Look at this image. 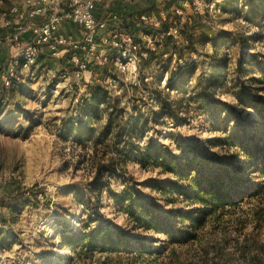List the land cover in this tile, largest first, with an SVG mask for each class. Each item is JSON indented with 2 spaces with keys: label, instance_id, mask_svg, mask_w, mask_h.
<instances>
[{
  "label": "rangeland",
  "instance_id": "1",
  "mask_svg": "<svg viewBox=\"0 0 264 264\" xmlns=\"http://www.w3.org/2000/svg\"><path fill=\"white\" fill-rule=\"evenodd\" d=\"M133 1L131 28L126 20L95 54L82 52L81 75L68 56H44L20 83L0 86V264H264V0ZM20 2L0 0V14ZM99 84L106 102L93 110ZM109 113L115 126H135L138 147L162 146L192 183L217 173L234 203L192 226L180 222L178 212L201 207L155 188L176 178L132 159L93 187L94 151L73 139ZM126 187L168 211L171 238L132 228L114 196ZM96 211L130 237L129 251L66 247Z\"/></svg>",
  "mask_w": 264,
  "mask_h": 264
},
{
  "label": "trees",
  "instance_id": "2",
  "mask_svg": "<svg viewBox=\"0 0 264 264\" xmlns=\"http://www.w3.org/2000/svg\"><path fill=\"white\" fill-rule=\"evenodd\" d=\"M103 6L104 3L100 5L98 11H101ZM122 8L125 9L124 6ZM123 14L126 18H130V14L125 11H123ZM163 24L166 26L164 32H167V22ZM92 91L99 94V97L93 96L89 99L90 107L94 110L99 103L106 101L105 95L101 94V92H104L102 84L92 86ZM93 114L94 112H91L88 118L95 117ZM76 134L73 139L75 145L83 148L91 146L94 151V154L89 156L94 168L90 184L96 189L107 186L110 177L114 176L117 171H121V166L127 160L132 159L146 167L149 165L158 166L163 172L172 174L177 182H181L178 184L175 181L164 180L158 187L154 186L155 188L164 193L175 195L174 201L180 197L186 201L188 206L199 205L201 207H194L189 212H178L177 217L180 222L186 221L192 226L207 216L209 208H222L226 202L234 203L232 199H229L230 196L221 190L224 180L219 179L217 173L211 172L206 177H202L201 182L195 180L192 183L194 176L187 175L186 167L181 165L174 157H170L162 146L150 143L138 147L135 126L127 129L115 126L112 113L106 116L104 125L94 129L82 130ZM89 140H92L90 145L87 144ZM97 151L101 153L100 158H96ZM260 172L264 176V167L260 168ZM114 196L117 204L120 205L122 211L132 223L133 229L150 228L156 233L161 232L171 238L169 234L172 232V227L166 216L168 211L164 213L157 211L154 204L142 199L133 187H126L120 194ZM174 201H170V203ZM94 214L97 218L93 219L88 216L86 221L81 223L80 231L73 232L65 238L66 247L77 254L84 250L90 253L127 252L129 248H132L128 243L130 237L125 235L118 227H108L99 221L98 216L101 215L97 211ZM92 222H95L93 227L89 224ZM140 246L144 249L142 245Z\"/></svg>",
  "mask_w": 264,
  "mask_h": 264
},
{
  "label": "built area",
  "instance_id": "3",
  "mask_svg": "<svg viewBox=\"0 0 264 264\" xmlns=\"http://www.w3.org/2000/svg\"><path fill=\"white\" fill-rule=\"evenodd\" d=\"M103 1L105 0H21L0 14V30H9L0 31V40L16 50V54L7 57L2 64L0 86L7 88L20 83L41 52L56 60L68 56L76 68L74 75H81L86 67L82 52L95 54L100 40L108 42L107 31H123L109 29L106 19L98 16L97 11ZM139 17L141 20L146 19L143 14ZM38 18L41 21L35 23L34 20ZM63 23L78 26L80 36L74 38L61 33L59 28ZM121 42L126 47L125 53L131 54L136 49L129 34L123 36ZM117 43L110 41L112 45Z\"/></svg>",
  "mask_w": 264,
  "mask_h": 264
},
{
  "label": "crops",
  "instance_id": "4",
  "mask_svg": "<svg viewBox=\"0 0 264 264\" xmlns=\"http://www.w3.org/2000/svg\"><path fill=\"white\" fill-rule=\"evenodd\" d=\"M102 3H104V6L101 11H97V14L99 17H102L103 19H106L108 28L111 29H120V26L123 25V23L128 20L125 24H128L131 28L130 24V18L123 17L118 9H115V7L121 8L124 6L125 9L122 11H125L127 14H130V7H129V1L125 0H105ZM99 12V13H98ZM113 16H116L113 17ZM35 23H39L41 21V18L35 19ZM0 31H9V30H0ZM59 31L66 35H71L74 38H78L80 36V29L78 26L72 24V23H63L60 25ZM28 36H25L27 38ZM16 54V50L8 45L7 43L0 40V64L4 62V60L7 59V57L14 56ZM46 56L44 53H40L38 57H44ZM48 57V56H47ZM43 61V60H42Z\"/></svg>",
  "mask_w": 264,
  "mask_h": 264
}]
</instances>
